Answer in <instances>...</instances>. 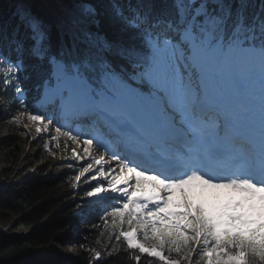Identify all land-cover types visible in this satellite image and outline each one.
Segmentation results:
<instances>
[{
	"label": "snow or ice",
	"instance_id": "6c2138e0",
	"mask_svg": "<svg viewBox=\"0 0 264 264\" xmlns=\"http://www.w3.org/2000/svg\"><path fill=\"white\" fill-rule=\"evenodd\" d=\"M13 19L5 106L81 148L75 181H96L110 241L136 264H264V0H82L52 25L20 3Z\"/></svg>",
	"mask_w": 264,
	"mask_h": 264
},
{
	"label": "trees",
	"instance_id": "16d2710c",
	"mask_svg": "<svg viewBox=\"0 0 264 264\" xmlns=\"http://www.w3.org/2000/svg\"><path fill=\"white\" fill-rule=\"evenodd\" d=\"M82 0H0V25L17 21L13 19V13L17 4L23 3L44 23L52 25L59 19L70 18L77 12ZM96 4L103 12H110L111 0H88ZM127 2V0H122ZM135 3V0H132ZM23 31V30H22ZM53 33V40H56ZM27 89V102L34 101L38 96L36 81L34 79L24 82ZM0 104L4 108L6 119L12 118L17 108L12 99L5 106V97L0 94ZM44 173V169L42 168ZM79 166L61 167L49 176H27L13 184L12 189L0 190V221L9 222L15 216H19L22 225L29 229L23 239H13L0 236V264H39L49 259H64V264H136L131 258V253L125 245L109 240V230L103 227L100 219L101 209L99 205L87 202L84 212L76 203L65 202V195L72 194L77 183L75 176ZM85 177L81 178L80 189L74 194L86 196L91 190ZM72 191V192H71ZM81 220V224L92 227L88 231L87 246L75 240L74 245L82 251V261L73 263L60 254H52L50 258L36 259L31 253L51 242H58L68 246L74 240L71 228ZM115 249V250H114ZM100 252V259L94 258V252ZM150 258L141 256L140 264H148ZM155 264V261H153Z\"/></svg>",
	"mask_w": 264,
	"mask_h": 264
},
{
	"label": "rangeland",
	"instance_id": "374dc122",
	"mask_svg": "<svg viewBox=\"0 0 264 264\" xmlns=\"http://www.w3.org/2000/svg\"><path fill=\"white\" fill-rule=\"evenodd\" d=\"M6 114L4 108L0 104V138L2 131L6 127H11L10 132L12 135L7 138L5 141L0 140V190L12 189L13 184L17 181H21L27 176L41 177L49 176L50 174L55 173L61 167H70V165L84 164L87 161H81L80 164H77L75 158L72 156V149H76L78 152H81V148L78 147L72 141V145L69 148L67 147H56L55 142L50 139L52 135H55L54 131L49 133H43L37 131V124H31V129L27 135L23 125H17L12 118L6 119ZM24 123L27 124L28 121L25 119ZM67 138V137H66ZM71 139H67V143ZM47 144V148L45 145ZM107 159V157H106ZM115 164V161L111 162ZM44 169V173L42 171ZM91 175V174H88ZM87 175V176H88ZM101 181L103 178H98ZM87 180V177L85 178ZM96 184V181H90L87 185L93 187ZM81 183L75 185V190L72 194L65 195V202L67 203H76L81 209V212H84V207L87 202H93V198H88L83 195L74 194L77 189H80ZM101 206L98 203H95ZM110 205V202L105 201L103 206L107 207ZM102 207V206H101ZM100 207V209H101ZM102 213V212H101ZM93 230L92 227L81 224V220L74 224L71 228L73 232L74 240L71 241L68 246L59 244L58 242H51L45 246H42L38 249H35L31 254V257L38 259L50 258L52 254H60L68 258L73 263L82 261V249L79 246L74 245V241H81L82 246H87L86 242L88 239V231ZM29 229L22 225L20 217L15 216L9 222L0 221V236L9 237L13 239H23L28 233ZM15 236V237H11Z\"/></svg>",
	"mask_w": 264,
	"mask_h": 264
},
{
	"label": "bare ground",
	"instance_id": "6f19581e",
	"mask_svg": "<svg viewBox=\"0 0 264 264\" xmlns=\"http://www.w3.org/2000/svg\"><path fill=\"white\" fill-rule=\"evenodd\" d=\"M10 129H11V127H6L3 131H2V135H1V138H0V140L3 142V141H5V140H7V138L8 137H10L11 135H12V133L10 132ZM30 129H31V126H29L27 129H25L24 131H26L25 133V135H27L28 134V132L30 131ZM68 138H66V137H61L60 138V145H61V147H67V148H69L70 149V147H71V145H72V140H70L69 141V144L67 143V140ZM112 162V161H111Z\"/></svg>",
	"mask_w": 264,
	"mask_h": 264
},
{
	"label": "water",
	"instance_id": "95a60500",
	"mask_svg": "<svg viewBox=\"0 0 264 264\" xmlns=\"http://www.w3.org/2000/svg\"><path fill=\"white\" fill-rule=\"evenodd\" d=\"M11 237H15V236H11Z\"/></svg>",
	"mask_w": 264,
	"mask_h": 264
}]
</instances>
